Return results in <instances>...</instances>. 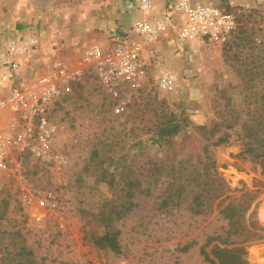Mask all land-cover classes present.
Here are the masks:
<instances>
[{"label":"rangeland","instance_id":"rangeland-1","mask_svg":"<svg viewBox=\"0 0 264 264\" xmlns=\"http://www.w3.org/2000/svg\"><path fill=\"white\" fill-rule=\"evenodd\" d=\"M84 1L100 19L117 6ZM190 1L230 12L234 30L222 41L180 39L195 42L182 60L155 59L134 79L107 85L84 68L60 82L47 108L51 155H23L17 172L0 171V264H209L200 246L215 236L204 249L211 260L213 246L239 247L247 264H264V173L242 154L248 129L264 138V11ZM42 13L24 25L41 26L32 68L18 72L24 81L102 46L84 33L82 15L71 24L67 11ZM165 69L172 84L162 90ZM171 124L177 132L159 138ZM219 138L226 142L214 145ZM104 235L118 252L96 243Z\"/></svg>","mask_w":264,"mask_h":264},{"label":"built area","instance_id":"built-area-1","mask_svg":"<svg viewBox=\"0 0 264 264\" xmlns=\"http://www.w3.org/2000/svg\"><path fill=\"white\" fill-rule=\"evenodd\" d=\"M139 9L145 16L151 12L149 0H141ZM172 12L184 16L178 28L179 39L207 38L224 40L235 28L234 16L212 6H190L186 1L169 4L167 11L153 20H138L130 27L141 44L128 40V33H112L113 45L103 48L97 44L81 50L74 64L55 62L45 73L31 81L18 76L19 64L15 55L25 54L35 47L32 38L10 39L6 49L0 52V171L17 172L23 155L46 159L52 152L54 126L47 116L48 105L60 93V82L79 77L82 71L92 68L107 85L126 81L143 74L146 62L141 56L142 46L152 44L165 28ZM158 87L166 90L172 84V76L164 71L160 74ZM115 108V113L120 112ZM40 205L42 202H39Z\"/></svg>","mask_w":264,"mask_h":264},{"label":"crops","instance_id":"crops-1","mask_svg":"<svg viewBox=\"0 0 264 264\" xmlns=\"http://www.w3.org/2000/svg\"><path fill=\"white\" fill-rule=\"evenodd\" d=\"M141 0H117L111 18H96L89 13L86 1L80 3H71L69 0H0V52L6 49V44L10 39L17 41L19 38H32L34 44L39 41V22L29 24L34 18L43 19V10L46 11H67L71 14L72 20L68 23L73 24L74 19L81 16L79 24L84 28V33L97 35L101 45L109 48L113 45L112 33H128V40L133 43L141 44V39L137 34L130 31V27L138 20H153L161 17L166 11L169 4H175L178 1L191 2L190 0H149L152 5L151 12L145 16L139 9ZM194 1V0H193ZM204 3V2H203ZM225 4L230 7L244 9H261L264 11V0H225ZM87 11V12H86ZM79 12H82L79 14ZM85 12V13H84ZM77 16V17H76ZM57 22V21H56ZM184 23V16L181 13L172 12L170 19L166 21L165 28L161 30L155 41L150 45H143L141 56L146 65H151L155 59H163L166 64L172 65L173 60H182L186 49L194 45V41L180 40L176 37V32ZM77 25V24H75ZM104 27V31H95L96 27ZM106 28L110 30L107 31ZM103 40V41H102ZM103 42V44H102ZM101 46V47H102ZM33 52V51H32ZM30 51L25 54L15 55L19 63L20 75H26L29 68ZM164 71L172 74L170 70ZM163 71V72H164ZM162 73V72H161Z\"/></svg>","mask_w":264,"mask_h":264},{"label":"trees","instance_id":"trees-1","mask_svg":"<svg viewBox=\"0 0 264 264\" xmlns=\"http://www.w3.org/2000/svg\"><path fill=\"white\" fill-rule=\"evenodd\" d=\"M261 127L264 129V125ZM177 130L178 126L176 124L168 125L159 131L158 137L163 138L164 136L173 135L177 132ZM247 131H249V140L246 141L242 154L247 155L251 161L259 163L261 171L264 173V138H258L257 134L253 132L254 130L252 129H248ZM225 142V138H219L214 145H220ZM216 180H218V184L222 186V180L219 178H216ZM230 207H232L231 202L228 203L224 209L230 212V214H226L225 217L228 220V224L233 225V222L238 219L239 215L236 214V209L234 207ZM217 239H219L217 236L207 238L204 244L200 246V253L204 256L205 260L208 261L209 264H247L246 260L243 258V255L245 254L244 249L239 247L221 249L217 246H213L212 253L216 260H211L208 258V255L204 249ZM96 243H98L99 246L103 245L110 248L113 252H118L119 248L115 236L104 235L98 239Z\"/></svg>","mask_w":264,"mask_h":264}]
</instances>
